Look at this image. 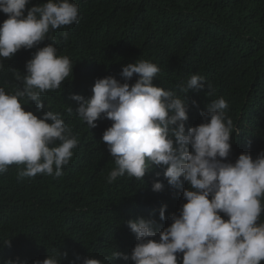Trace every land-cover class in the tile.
Returning a JSON list of instances; mask_svg holds the SVG:
<instances>
[{"label":"trees","instance_id":"trees-1","mask_svg":"<svg viewBox=\"0 0 264 264\" xmlns=\"http://www.w3.org/2000/svg\"><path fill=\"white\" fill-rule=\"evenodd\" d=\"M46 2L30 0L26 7ZM73 2L79 5V22L49 33L57 41V54L74 63L73 75L41 100L44 110L61 113L78 145L59 177L18 178L23 166L15 164L0 174V264H33L54 250L67 253L62 264H80L86 256L103 260L116 250L129 254L136 243L129 219H154L162 229L171 223L172 213L178 214L187 184L181 178L180 187L170 186L161 167L154 166L143 180L125 174L108 183L116 165L101 136L111 121L102 116L90 129L71 99L73 93L90 96L97 78L112 76L123 82L122 65L129 62L158 65L154 84L174 90L189 105L186 128L201 123L205 106L223 97L226 115L240 131L232 136L231 161L245 151L253 158L264 151V0ZM6 18L0 11V22ZM35 50L21 49L3 60L0 87L6 92L21 86L13 70L23 75ZM197 73L205 77L204 90L181 93L178 85ZM136 79L134 74L129 83ZM23 107L34 111V104ZM156 180L164 185L161 191L152 190ZM162 205L167 206L164 220L159 218ZM259 222H264V213ZM8 239L10 246L5 245ZM111 264L133 262L116 258Z\"/></svg>","mask_w":264,"mask_h":264},{"label":"clouds","instance_id":"clouds-1","mask_svg":"<svg viewBox=\"0 0 264 264\" xmlns=\"http://www.w3.org/2000/svg\"><path fill=\"white\" fill-rule=\"evenodd\" d=\"M29 4L30 0H0V11L7 17L0 22V71L3 60L19 50L36 49L25 62L23 75L13 70L21 86L13 92L0 87V174L15 164L23 166L18 178L59 177L78 139L61 113L44 110L41 96L59 89L73 75L74 63L57 54V41L49 33L78 23L79 5L73 0L26 7ZM62 36L67 38V33ZM45 40L48 43L39 47ZM160 71L147 60L129 62L122 65L123 82L112 76L97 78L90 96L71 94L77 115L90 129L102 116L111 121L101 136L116 165L108 183L125 174L143 180L158 166L170 186L180 187L181 178L187 184L182 189L185 202L178 214L170 215L168 226L160 229L150 218L129 219L127 226L136 240L129 254L116 250L103 260L86 256L80 264H111L116 258L133 264H178V260L180 264H262L264 151L255 158L245 151L235 161L229 159L233 133L240 131L226 115L228 103L223 97L205 106L201 123L186 128L189 105L184 96L154 84ZM134 74L137 79L129 83ZM205 86V77L197 73L178 88L186 94ZM29 104H34V111L23 107ZM163 187L159 180L152 183L153 191ZM166 207L159 209L160 220ZM5 245L10 246L9 239ZM66 255L54 250L33 264H62Z\"/></svg>","mask_w":264,"mask_h":264}]
</instances>
